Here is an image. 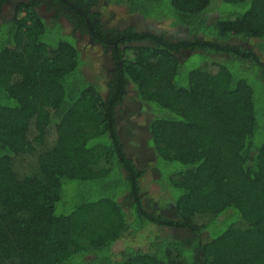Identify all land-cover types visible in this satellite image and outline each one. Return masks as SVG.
Returning a JSON list of instances; mask_svg holds the SVG:
<instances>
[{"label":"trees","instance_id":"16d2710c","mask_svg":"<svg viewBox=\"0 0 264 264\" xmlns=\"http://www.w3.org/2000/svg\"><path fill=\"white\" fill-rule=\"evenodd\" d=\"M66 1L70 34L62 12L44 19L35 3L0 21V264H264V0ZM101 1L172 33L103 29L91 12ZM241 4L240 14L207 18ZM85 20L110 43L104 52L116 46L104 95L76 48ZM184 53L198 54V66L183 71ZM128 84L152 115L148 152L180 166L167 176L178 192L172 218L144 208L143 171L114 128ZM114 167L120 185L108 193ZM75 182L95 195L71 199ZM149 224L159 233L144 248L113 251ZM177 230L191 239L168 233Z\"/></svg>","mask_w":264,"mask_h":264},{"label":"rangeland","instance_id":"374dc122","mask_svg":"<svg viewBox=\"0 0 264 264\" xmlns=\"http://www.w3.org/2000/svg\"><path fill=\"white\" fill-rule=\"evenodd\" d=\"M47 3V2H42ZM214 5H217L213 1ZM219 5V3H218ZM221 9L211 7L207 12V18L215 19L223 14H240L247 8L246 4L231 5ZM53 9L51 4L46 6L40 5L35 9L36 12L44 19H48L52 15ZM1 11V10H0ZM6 12V11H5ZM3 12V13H5ZM96 14L99 23L103 24L106 29L121 30L126 27H131L135 31H152L154 33L163 34L172 31L168 29L166 24L147 21L141 18L139 15H128L121 7L110 5L107 2L101 1L91 11ZM15 13V12H14ZM13 13V14H14ZM5 15V14H4ZM67 14H61L57 18V22L62 27L63 32L70 34L72 32V25L66 18ZM3 15H0V21L3 20ZM7 16V15H5ZM17 17L23 18V13L17 14ZM58 28L55 27L57 32ZM169 34V33H168ZM184 38V36H179ZM76 40V48L79 50L81 57L90 66L95 69V72L100 76L99 84L101 87V94L104 95V84L109 77V73L112 66V62L109 60V52H104L103 47L88 42L89 37L87 35L79 34L74 35ZM246 45V44H244ZM125 58H131L129 52H125ZM184 57L187 58L184 61L183 71L190 70L192 67L198 66L200 62V56L198 54L184 53ZM152 118L146 107L137 100L136 92L133 90L130 84L127 85L126 93L119 107L115 109V121L114 128L119 137V141L123 146L122 152L124 156L134 163V165L143 171L142 178L140 180L141 194L143 197V206L146 210L155 212L168 218L174 217V206L171 201V196L175 197L177 191L169 187L167 183V176L176 171L180 166L176 163H166L148 152V125ZM119 172L114 167L113 171L108 176V181L111 184L108 188V193L117 191L120 185ZM68 186L67 192L74 199L77 193L83 191H89L90 197L95 195V191H90L87 184L71 183ZM79 190V191H78ZM103 190V189H102ZM122 198L117 197V200L121 201ZM234 219V216L228 220V218H221L215 220L214 223L208 225V228L201 233L200 241H206L208 237H214L218 235L228 224ZM204 218H197L196 221L201 222ZM166 232V231H165ZM158 227L154 225H148L144 230L140 231L133 237H123L117 240L112 249L114 252H118L125 247L142 249L146 243V237L158 234ZM172 236L182 242H187L191 239L189 233L183 230L169 231Z\"/></svg>","mask_w":264,"mask_h":264},{"label":"flooded vegetation","instance_id":"af4514ba","mask_svg":"<svg viewBox=\"0 0 264 264\" xmlns=\"http://www.w3.org/2000/svg\"><path fill=\"white\" fill-rule=\"evenodd\" d=\"M21 2H24L25 4H33L35 3V6H33L35 9L39 8L40 5L46 6L47 4H51L53 6V9L50 8V11L52 12L51 17L54 15V13L59 10L60 12H62L63 14H70V10L69 7H67L65 5V3L69 4L68 1L66 0H56V2L54 0H0V15H3L2 18L3 20L8 19L10 17H12L17 8V5ZM42 2H47V3H42ZM6 11V12H5ZM5 12V13H3ZM61 13V14H62ZM7 16H5V15ZM60 16V15H59ZM95 21V20H94ZM86 26H87V30L88 33H83L84 35H87L89 37L88 42L90 44H95V45H100L101 44H110L108 42H106L105 40H103L100 36H98L97 34H94V32L91 30L88 21L85 20ZM102 26L103 29H106L105 27H103V24H100ZM81 30H83V27H79ZM82 34V35H83ZM74 35H77V37L79 36L78 31H76L74 33ZM113 46V50H114V55H116V46L115 43H111ZM107 52H109V60L112 62V66H114V59L115 56L112 55L113 53H111L110 49H107ZM113 72V67L110 70L109 75Z\"/></svg>","mask_w":264,"mask_h":264}]
</instances>
